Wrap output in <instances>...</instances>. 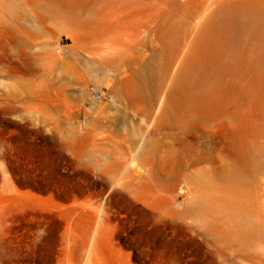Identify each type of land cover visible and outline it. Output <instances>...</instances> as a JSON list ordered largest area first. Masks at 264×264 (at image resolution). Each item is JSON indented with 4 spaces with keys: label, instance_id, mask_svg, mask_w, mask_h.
Masks as SVG:
<instances>
[{
    "label": "rangeland",
    "instance_id": "rangeland-1",
    "mask_svg": "<svg viewBox=\"0 0 264 264\" xmlns=\"http://www.w3.org/2000/svg\"><path fill=\"white\" fill-rule=\"evenodd\" d=\"M0 264H264V0H0Z\"/></svg>",
    "mask_w": 264,
    "mask_h": 264
},
{
    "label": "built area",
    "instance_id": "built-area-1",
    "mask_svg": "<svg viewBox=\"0 0 264 264\" xmlns=\"http://www.w3.org/2000/svg\"><path fill=\"white\" fill-rule=\"evenodd\" d=\"M92 92H93V93L96 92V91L94 90V88H92ZM96 94H97V92H96Z\"/></svg>",
    "mask_w": 264,
    "mask_h": 264
}]
</instances>
